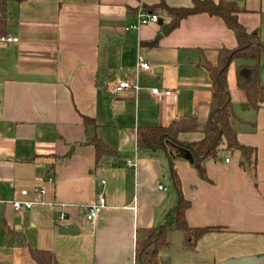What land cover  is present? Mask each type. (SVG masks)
Here are the masks:
<instances>
[{
  "label": "crops",
  "instance_id": "obj_1",
  "mask_svg": "<svg viewBox=\"0 0 264 264\" xmlns=\"http://www.w3.org/2000/svg\"><path fill=\"white\" fill-rule=\"evenodd\" d=\"M158 2H7L6 36L0 37V264H37L32 249L52 252L58 264H136L138 232L169 223L179 201L170 159L164 149L139 150L138 131L179 122L195 125L182 141L201 140L212 98L205 63L217 65L219 50L235 49L238 41L221 18L208 14L190 16L167 35L162 18L129 29L140 8ZM240 8V23L248 32L258 30L264 42L260 10ZM5 37L18 42L4 43ZM141 61L151 70L138 69ZM245 63H231L227 83L238 140L256 149L255 172L242 168L240 151L225 145L205 162L209 180L186 157L175 159L182 195L190 202L189 227L220 229L188 247L183 233L176 238L179 231L168 226L164 264L264 257V107L248 109L237 87L236 70ZM122 80L139 89L116 91ZM260 80L264 85L262 68ZM153 88L173 95L154 97ZM94 136L118 156L97 160L88 143ZM100 196L105 206L88 221L87 211ZM21 199L39 204L17 213L12 203ZM70 226L76 232H67Z\"/></svg>",
  "mask_w": 264,
  "mask_h": 264
},
{
  "label": "trees",
  "instance_id": "obj_2",
  "mask_svg": "<svg viewBox=\"0 0 264 264\" xmlns=\"http://www.w3.org/2000/svg\"><path fill=\"white\" fill-rule=\"evenodd\" d=\"M0 0V37L6 36L7 29V2ZM189 7H171L164 0L157 4L145 5V12L156 14L162 18V32L167 35L179 27L180 23L193 15L208 14L221 18L226 26L231 29L238 41L235 49H220L217 65L205 63L211 81L212 98L210 103V115L201 140L185 142L180 139L181 134L192 132L195 125L188 127L179 122H173L168 127H144L137 134V147L139 150L164 149L171 163V174L174 186L179 194L176 208L168 215L170 219L167 225L160 228L141 229L138 232L136 249V264H164L161 252L170 244L167 238L168 226L173 230L183 233L185 244L193 247L205 234L219 230V227L191 228L186 221V211L190 207L181 191V182L174 167V161L178 157H186L189 151L193 157V166L199 176L209 180L206 174L205 162L216 158L219 149L225 145L228 150L240 151L243 160L241 166L251 172H255L257 165L256 149L241 144L237 132L233 126L234 109L228 89L227 75L230 65L235 60L250 63L240 65L236 70L237 87L245 92L248 109L259 110L264 107V85L260 80L261 57L264 54V42H262L258 30L248 32L239 19L238 14L243 10L238 1L234 0H191ZM87 125L93 123V119L84 117ZM88 143L93 145L96 158L108 155L118 156L116 150L103 142L98 137H90ZM31 256L37 264H58L55 255L47 250L32 249Z\"/></svg>",
  "mask_w": 264,
  "mask_h": 264
},
{
  "label": "built area",
  "instance_id": "obj_3",
  "mask_svg": "<svg viewBox=\"0 0 264 264\" xmlns=\"http://www.w3.org/2000/svg\"><path fill=\"white\" fill-rule=\"evenodd\" d=\"M159 17L151 12H145L142 8H140L137 12L136 15V21L135 23H133L129 29L130 30H136L139 29L140 27L144 26V25H148L151 23H158L159 22ZM2 42L4 43H16L18 42V38H12V37H5L1 39ZM138 69L143 70V71H149L151 70V66L149 63L145 62V61H141L138 65ZM114 89L116 91H122V90H130V89H139V87L137 85H133L130 82L126 81V80H122L119 83H117V85L114 87ZM152 95L154 97H159V96H172L173 93L171 91H165L162 90L160 88H153L151 91ZM227 162H229V160H226ZM127 167L131 168L135 166V163L133 161H127L125 164ZM161 190H166L163 186L159 187ZM42 193H45V188H42ZM27 195V191H22L21 196L22 197H26ZM39 203L36 202H31L28 200H15L13 201L12 205L13 208L15 210V212L17 213H22V212H26L31 210L32 208H34L35 206H37ZM105 206V199L103 196H100L99 198V203L90 207L89 210L87 211L86 214V218L88 221H92L95 220L100 213L102 212L103 208ZM66 217L65 213H62L60 218L61 220H64Z\"/></svg>",
  "mask_w": 264,
  "mask_h": 264
},
{
  "label": "water",
  "instance_id": "obj_4",
  "mask_svg": "<svg viewBox=\"0 0 264 264\" xmlns=\"http://www.w3.org/2000/svg\"><path fill=\"white\" fill-rule=\"evenodd\" d=\"M234 1H240V0H234ZM186 159L189 160L190 163H193V157L189 151L186 152ZM66 231L69 233H74L76 232V227L74 226L67 227ZM219 264H264V257L233 259Z\"/></svg>",
  "mask_w": 264,
  "mask_h": 264
},
{
  "label": "rangeland",
  "instance_id": "obj_5",
  "mask_svg": "<svg viewBox=\"0 0 264 264\" xmlns=\"http://www.w3.org/2000/svg\"><path fill=\"white\" fill-rule=\"evenodd\" d=\"M239 5L242 7V8H247L248 10L249 9H255V10H260L259 14H261V16H263V19H264V0H240L239 1ZM264 21V20H263ZM264 27V22L262 24V28ZM261 68L262 70L264 71V57H262V60H261ZM235 63V62H234ZM175 235L174 237H183L182 234L180 232H175ZM175 240V239H174ZM175 242V241H174ZM176 244V243H175Z\"/></svg>",
  "mask_w": 264,
  "mask_h": 264
}]
</instances>
